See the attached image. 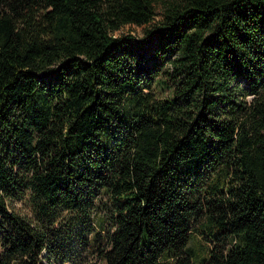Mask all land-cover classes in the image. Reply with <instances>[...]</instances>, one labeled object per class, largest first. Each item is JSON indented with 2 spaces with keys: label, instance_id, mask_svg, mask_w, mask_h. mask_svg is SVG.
<instances>
[{
  "label": "trees",
  "instance_id": "1",
  "mask_svg": "<svg viewBox=\"0 0 264 264\" xmlns=\"http://www.w3.org/2000/svg\"><path fill=\"white\" fill-rule=\"evenodd\" d=\"M156 1L0 0V264H264V0Z\"/></svg>",
  "mask_w": 264,
  "mask_h": 264
},
{
  "label": "rangeland",
  "instance_id": "2",
  "mask_svg": "<svg viewBox=\"0 0 264 264\" xmlns=\"http://www.w3.org/2000/svg\"><path fill=\"white\" fill-rule=\"evenodd\" d=\"M157 3L155 4L156 6V12H160V2L161 0H157ZM159 18V15L156 17ZM146 27L143 26H136V25H125L123 27H121L117 32H115L116 36H122V35H126V34H130L132 35L136 40H140L144 38V30ZM243 84V83H242ZM251 98V96H247L246 99L249 100ZM105 202V200L99 199L96 201V217L102 215L105 213L106 211V207L103 205V203ZM10 208L14 209L16 212L25 215L27 217L32 218L34 216V205L33 202L31 201V198H29V195H25L24 198L21 199H17L14 200L13 204L9 206ZM62 219H60L61 223H59L61 225V230L63 231V233H70V228H68L67 225L68 221L66 220L65 217V212H60ZM59 224H57L56 226H58ZM78 235V234H77ZM76 237V234H75ZM90 237V235H86L85 237L81 238V242H86L88 240V238ZM77 255H79V260L83 263V264H99L100 262L98 261V259H96V257L94 255L91 254V252L87 249V247H84L82 250H79L78 253H76ZM67 264V263H64Z\"/></svg>",
  "mask_w": 264,
  "mask_h": 264
}]
</instances>
